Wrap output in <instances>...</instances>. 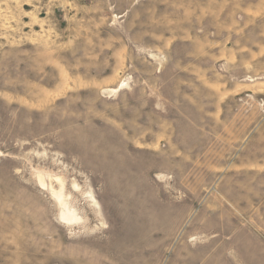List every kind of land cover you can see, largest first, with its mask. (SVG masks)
<instances>
[{"label":"rangeland","instance_id":"rangeland-1","mask_svg":"<svg viewBox=\"0 0 264 264\" xmlns=\"http://www.w3.org/2000/svg\"><path fill=\"white\" fill-rule=\"evenodd\" d=\"M0 264H264V0H0Z\"/></svg>","mask_w":264,"mask_h":264},{"label":"bare ground","instance_id":"bare-ground-1","mask_svg":"<svg viewBox=\"0 0 264 264\" xmlns=\"http://www.w3.org/2000/svg\"><path fill=\"white\" fill-rule=\"evenodd\" d=\"M58 179V178H57ZM61 180V179H60ZM43 181V180H42ZM60 183V182H59ZM61 184H63V183H61ZM46 187V186H45ZM51 188H53V187H51ZM54 190V189H53ZM61 190V189H60ZM51 191H52V189H51ZM56 190H54V194L53 195H55L56 196V200L58 201V199H59V202H60V204H62L61 206H64V209H62V212H61V214L59 215L60 216V218H61V220H63L66 224H73V223H75V222H78V217H77V214H76V210L74 211V210H72L73 209V207H70V208H68V204L66 203L67 201H66V199H64L63 201H62V197L64 196V195H62L60 192L58 193V192H55ZM62 192V191H61ZM64 194V193H63ZM58 198V199H57ZM64 198H66L65 196H64ZM64 201H66V202H64ZM59 202H58V204H59ZM70 205V204H69ZM60 206V205H59ZM72 208V209H71ZM79 221H81V220H79Z\"/></svg>","mask_w":264,"mask_h":264}]
</instances>
